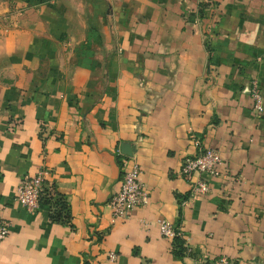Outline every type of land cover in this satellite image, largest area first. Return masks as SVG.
Returning a JSON list of instances; mask_svg holds the SVG:
<instances>
[{
    "label": "crops",
    "instance_id": "1",
    "mask_svg": "<svg viewBox=\"0 0 264 264\" xmlns=\"http://www.w3.org/2000/svg\"><path fill=\"white\" fill-rule=\"evenodd\" d=\"M253 80L264 96V0H0V264H264ZM200 147L222 163L206 196L181 206L198 176L180 166ZM131 160L148 202L113 221ZM42 167L70 225L15 199ZM161 220L181 231L185 256Z\"/></svg>",
    "mask_w": 264,
    "mask_h": 264
},
{
    "label": "built area",
    "instance_id": "2",
    "mask_svg": "<svg viewBox=\"0 0 264 264\" xmlns=\"http://www.w3.org/2000/svg\"><path fill=\"white\" fill-rule=\"evenodd\" d=\"M250 96L252 98V109L260 112L263 109L264 96L256 80L251 82ZM222 163L220 153L211 147H200L191 156L183 159L179 174L191 182L190 192L185 201L180 203L186 205L189 201L204 198L208 193V179L215 178L218 175V166ZM141 170L139 164L131 160L130 164L125 162L120 176V188L112 195L108 205L112 212L113 221H125L131 213L143 207L148 202V195L140 180ZM202 176H205L203 178ZM48 171L40 168L33 176H23L15 191V199L19 205L28 212H35L44 206V201L53 198L55 189L47 183ZM160 234L165 239L171 240L176 236H181V231H176L173 225L165 220L158 221ZM10 223L0 217V242L9 235ZM108 258L111 261L116 259L114 253H109ZM205 264H230L228 259L220 257L210 260L204 257Z\"/></svg>",
    "mask_w": 264,
    "mask_h": 264
},
{
    "label": "trees",
    "instance_id": "3",
    "mask_svg": "<svg viewBox=\"0 0 264 264\" xmlns=\"http://www.w3.org/2000/svg\"><path fill=\"white\" fill-rule=\"evenodd\" d=\"M205 7L206 4H199V16L203 15V8ZM179 200L180 202L182 201V199ZM44 206L48 208V214L52 222L60 223L63 225H70V213L68 204L64 197L56 190L52 199L49 198L44 201ZM175 230L179 232V229L176 227ZM171 251L176 258H181L187 254V248L181 236H176L172 239ZM85 264L89 263L86 261Z\"/></svg>",
    "mask_w": 264,
    "mask_h": 264
}]
</instances>
